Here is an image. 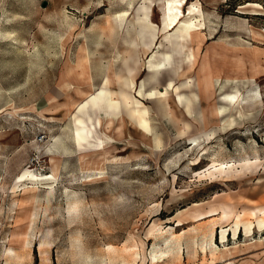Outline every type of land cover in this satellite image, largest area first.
<instances>
[{"label":"rangeland","instance_id":"1","mask_svg":"<svg viewBox=\"0 0 264 264\" xmlns=\"http://www.w3.org/2000/svg\"><path fill=\"white\" fill-rule=\"evenodd\" d=\"M146 1L150 19L162 26L161 1ZM197 1L205 27L180 57L172 53L179 74L168 100L185 120L177 124L148 97L151 85L139 93L151 58L160 62L172 52L174 30L160 31L150 48L138 37L133 45L144 0H0V264H264V228L248 236L242 228L236 238L231 231L222 242L221 226L234 217L217 223L224 206H264V0L236 9L228 0H185V14ZM128 66L149 130L104 101L79 111L102 87L118 99V74ZM168 68L158 90L166 89ZM217 78L231 79L225 90L238 85L246 97L245 115L221 130ZM189 80V92L199 94L192 116L175 89ZM76 116L91 129L79 144ZM213 159L235 166L226 175L204 174ZM245 159L253 164L244 166ZM241 167L249 168L238 173ZM27 169L48 178L21 179ZM213 207L217 216L198 219ZM213 226L221 249L204 255L199 244ZM189 238L197 245L188 252ZM153 247L169 252L156 256Z\"/></svg>","mask_w":264,"mask_h":264},{"label":"bare ground","instance_id":"2","mask_svg":"<svg viewBox=\"0 0 264 264\" xmlns=\"http://www.w3.org/2000/svg\"><path fill=\"white\" fill-rule=\"evenodd\" d=\"M150 1L152 2V0H150ZM160 1H161V9H162V17H161L162 18V26H160V27L158 26L159 27L158 28L157 25L154 24L152 22V20L150 19L149 16H150V10L152 8V4L148 3L146 0H144L143 4L139 8L140 12L137 14V17L135 20V22L137 24V27H136L137 28V32H136L137 36L133 40V45H138V42H137V37H138V38H141L142 41L144 42V44L150 48L155 43V40L157 39L160 31L168 33L169 31L174 29L172 32H170V34L168 36V38L170 40L169 42L171 43L172 52L171 53H165L163 56L164 58L162 57L163 60L160 62H158V61L155 62V60L153 58H151V60L149 61V68H150L149 75L150 76L147 80L148 83L151 82L150 79H152L154 82L157 83V79L159 78L160 73L165 68L167 69L169 67L174 73L178 72L179 69L177 67L175 68L174 64H172V61L175 58V54L177 56L179 55V57H180L182 55V50H184V46H185L186 41L189 38L191 40H193L194 34L197 35L198 33H200V30L205 27L203 10L201 7L202 5L200 4L199 1L192 2V3L190 2L191 4L188 7L187 14H185V12L183 10V5H184L185 0H160ZM173 52L175 54H172ZM188 57L190 58L191 61L195 60V56H194V53L192 50L190 51ZM180 60H181V58H180ZM178 64L180 65L179 62H178ZM176 65H177V61H176ZM181 66H182V64H181ZM126 69H127V74H124V75L119 74L118 75V79L122 82V87L124 90L121 93V102H123L127 106V108L130 109L129 112L131 113V115L133 117L134 116L139 117L140 122L142 124L147 125V122H146L144 115L138 114L137 110H135V108L133 107L130 92L126 91L129 88H133V85H134V82L132 81L133 80L132 79L133 68L128 66ZM220 78L216 79V81L218 83L223 82ZM234 80L237 83L239 82V80H237V79H233V81ZM250 80H252V79L244 80V82L246 83ZM147 81H145V83H147ZM230 81H231V79H226V81H224V82L228 83ZM156 83H153V84L155 85ZM171 83H172V81L170 80L168 83V87L171 85ZM180 86L184 87V92H182V93H185L181 96L182 98H180V99H182L184 101L187 112L190 114L192 99H191V96L188 95L187 93H193V92L188 91V89L191 88V86H192L191 80L182 82L180 84ZM125 88H126V90H125ZM164 97L165 96H163V98ZM121 102L119 101L117 103H121ZM117 103H115L116 106H117ZM217 130H219V128ZM213 133H215V131L214 132H204L203 134H200V135L190 136L189 142L191 144L197 145L200 138H202L204 136L207 138H210L213 135ZM256 161L260 165V160L256 159ZM252 162L253 161H251L250 159H245L242 164L245 166L246 164L247 165H249L250 163L253 164ZM234 166H235V164H226L222 161H217L216 159H213L212 163L206 169H204L205 170L204 174H207L209 176H214L217 173L221 174V175H226L225 173L227 171L229 172V170L233 169L232 167H234ZM228 172H227V174H228ZM227 176H229V175H227ZM45 177L48 178V176L41 177L38 173L34 172L32 169L25 170L22 173V175L20 176L21 179H31V180H41ZM53 187H54L53 184H51L50 185L51 190L49 192H52ZM179 224H180V222H179ZM233 237L234 238L237 237V233L235 230H233ZM226 240H227V237L224 234V232H222L221 241L225 242ZM170 241L171 240L169 238L165 239V243L167 245L170 244ZM194 245H197V240L195 238H189L188 243L186 245L187 251L189 252V250ZM199 245H200L201 251L203 252L204 255H207L208 253H210L211 256H215L216 253L221 249L219 244L215 240V233H214L213 228L208 233L207 238L203 242H201ZM174 247L175 248L177 247L180 250L182 248L181 244L179 242L174 243ZM9 251H12L16 255V257L18 256V254L15 253L14 249H10ZM152 252L155 253L156 256H165L166 253L169 252V250L162 251L161 254L159 255V254H157L155 247H153ZM16 259H18V258H16ZM5 263L6 264H19V261H16L14 263L7 261Z\"/></svg>","mask_w":264,"mask_h":264},{"label":"crops","instance_id":"3","mask_svg":"<svg viewBox=\"0 0 264 264\" xmlns=\"http://www.w3.org/2000/svg\"><path fill=\"white\" fill-rule=\"evenodd\" d=\"M127 70V69H126ZM134 72V70H133ZM164 70L160 73L163 74ZM119 74H126L124 72L123 73H119ZM118 74V75H119ZM179 74V70L178 73H174L172 71V73H170V77L168 81H172L171 85L168 87V84L166 85V89L164 91L162 90H158L157 89V85L160 83V75L159 78L157 79V83L154 82L152 79L151 82L148 83V78L142 83L141 88L139 89V93L140 94H144L145 95V90L143 91V89L147 86V85H151V88L148 90L147 93H149V96L152 101L155 103V105L157 106L158 110L160 111V113L165 116L168 117L172 120H174L177 124L179 123H184L185 120H183L181 117H176L173 114V109H172V105L170 104V101L168 100V98H170V89L174 83V79L175 76ZM172 78V79H171ZM120 81V80H119ZM145 81H147V83H145ZM134 82V81H133ZM153 83H156L155 85ZM169 83V82H168ZM181 84V83H180ZM177 85L175 86L176 88V92L177 96H178V104H181L183 106V108L185 109V113L188 114L189 116L194 115V102L198 101L199 99V94L195 91L192 90L193 93H187L188 95L191 96L192 99V104H191V108H190V114L187 112L185 103L182 99L181 96L185 93L184 92V87ZM220 84V104L217 108V114L219 116L222 117V121L223 123L220 124L219 130L228 127L230 125H232L234 123V121H236L237 117H242L245 115V111H244V100H245V96L243 95V93L241 92L240 88L238 87V85L235 86V89L231 90V91H226L225 87L227 84H224L222 82L219 83ZM154 86V87H153ZM106 87V86H105ZM134 87V85H133ZM174 87V85H173ZM126 90V88H125ZM123 87L121 86V90L119 91V98L118 99H114L111 91L108 88H104L102 87L97 93L91 94V96L87 99V101H85L83 104H81V106L79 107V111H82L83 109L87 108V106L90 104L92 106H100V102H105L107 104V107L112 109V110H117V109H123L125 110L130 119L133 122H136L139 126L143 127L145 130H149L151 128L150 124H149V120H148V109L147 108H140L137 103L139 100L136 99V95L133 94L132 88L127 89L126 91L130 92L131 94V100H132V105L135 108V110H137L138 114H143L147 125L142 124L140 122V118L139 117H133L131 115V113L129 112L130 109L127 108V106L121 102V93L123 92ZM189 91V89H188ZM163 96H165L163 98ZM121 102V103H117V102ZM112 102V103H111ZM117 103V106L115 105V103ZM141 102V101H140ZM236 112L237 115H235ZM137 114V115H138ZM175 116V117H174ZM74 131V136L76 141L79 143L82 142V140H87L88 141V135L91 133V129L89 128V126L85 123V121L80 117V116H76L75 118V129ZM180 132V131H179ZM179 135H183L180 134ZM252 166V165H251ZM249 168V167H248ZM247 167H241L238 168L237 172L241 173L244 170L248 169ZM218 210L219 208H211L207 212V213H203L197 216L199 217L198 219H202L206 216H211V215H216L218 214ZM257 212H260L262 215H264V206L263 207H259L257 209H252L251 211L249 210H244V212L240 211V212H235L231 207L229 206H224L222 207V214L219 217V222L217 221V223H220L221 225L224 224L225 222L231 220V217L233 216V222H231L229 225L226 223L225 225H222L221 227V231H220V239L222 236V232H224V234L226 235V237H228V235L230 234V232L232 231L233 234V230L236 231V233L238 234L239 230H241L243 228L244 232L246 235H251L252 232L254 231V229L257 227L259 230H262L264 228V217L262 216H257ZM246 214H253L256 215V219L255 220H251V219H245L243 216ZM217 216V215H216ZM221 220V221H220ZM227 225V226H226ZM215 226V225H214ZM213 226L214 229V233H215V227ZM214 264H219V262H214Z\"/></svg>","mask_w":264,"mask_h":264},{"label":"trees","instance_id":"4","mask_svg":"<svg viewBox=\"0 0 264 264\" xmlns=\"http://www.w3.org/2000/svg\"><path fill=\"white\" fill-rule=\"evenodd\" d=\"M228 5L230 6V9H236L238 5L245 4L249 1H256V0H228Z\"/></svg>","mask_w":264,"mask_h":264},{"label":"water","instance_id":"5","mask_svg":"<svg viewBox=\"0 0 264 264\" xmlns=\"http://www.w3.org/2000/svg\"><path fill=\"white\" fill-rule=\"evenodd\" d=\"M43 6H46V1L43 2Z\"/></svg>","mask_w":264,"mask_h":264}]
</instances>
